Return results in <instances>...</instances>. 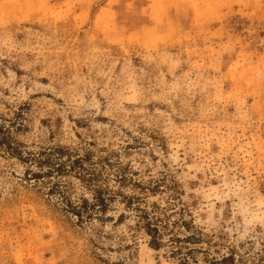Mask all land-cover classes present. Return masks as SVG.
<instances>
[{"label": "rangeland", "instance_id": "374dc122", "mask_svg": "<svg viewBox=\"0 0 264 264\" xmlns=\"http://www.w3.org/2000/svg\"><path fill=\"white\" fill-rule=\"evenodd\" d=\"M0 264H264V0H0Z\"/></svg>", "mask_w": 264, "mask_h": 264}]
</instances>
